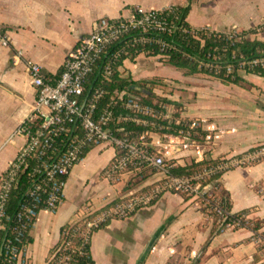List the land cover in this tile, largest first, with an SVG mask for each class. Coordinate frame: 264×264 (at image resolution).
I'll return each mask as SVG.
<instances>
[{"label": "crops", "instance_id": "0c3cea01", "mask_svg": "<svg viewBox=\"0 0 264 264\" xmlns=\"http://www.w3.org/2000/svg\"><path fill=\"white\" fill-rule=\"evenodd\" d=\"M187 5L188 0H0V30L9 43H0V176L23 143L10 138L35 99L26 59L39 64L46 76L56 77L78 39L89 34L98 19L116 18L134 7ZM263 20L264 0H192L186 17L193 29L226 34L249 31ZM154 58L126 60L120 74L133 81L160 78L169 87L182 88L165 96L183 104L178 119L196 120L210 133L207 159L243 153L264 142L263 77L244 72L241 86L226 85L204 74L185 75L171 65L151 62ZM113 155L107 147L86 152L66 179L58 210L39 212L26 249L31 264H47L61 228L78 218L86 205L98 210L155 180L151 176L130 185L129 174L106 179L102 171ZM221 184L230 195L232 212L251 210L249 218L260 220L264 230V161L226 171ZM212 228L192 199L165 192L152 205L95 230L91 255L95 264H139L142 257V264H264V250L250 230L228 227L210 238Z\"/></svg>", "mask_w": 264, "mask_h": 264}, {"label": "built area", "instance_id": "2783aa9c", "mask_svg": "<svg viewBox=\"0 0 264 264\" xmlns=\"http://www.w3.org/2000/svg\"><path fill=\"white\" fill-rule=\"evenodd\" d=\"M166 9L145 10L134 7L116 18L98 19L92 31L78 39L56 77L46 76L39 64L26 59L25 65L30 83L35 89V99L29 115L10 138H21L23 143L0 176V263L31 264L26 249L29 233L39 212L58 210L68 175L86 152L94 147H107L114 151L110 163L102 171L106 179L114 180L123 174H135L138 166L145 164L154 171L151 176L155 180L149 191L120 198L124 200L89 220L82 233L84 241L89 240L93 230L112 219L126 218L139 208L152 205L165 192L192 194L191 199L194 200L208 192L209 187L202 184L205 178L264 161L263 142L246 152L220 158L215 166L192 176H173L170 169L185 165L186 158L195 162L207 159L205 144L191 138L192 130L202 129L198 121H191L188 130H180L176 136H165L166 143L161 142L162 136L158 132L152 131L142 133L138 142L129 137L121 123L161 130L159 125L152 122V118L159 115L157 110L141 104L126 91L117 90L108 104L101 106L107 93L106 87L112 83L116 72L121 73L123 62L129 60L125 59L120 64L119 57L125 48L110 52L111 45L131 32L155 30L171 33L176 26L162 19ZM0 43L3 46L9 44L2 30ZM128 43L156 44L162 50L171 49L159 39L142 35L131 38ZM148 53L139 55L154 57ZM258 64L263 65L264 60L256 59L248 63L250 66ZM146 137L151 141L147 142ZM160 148H164V152ZM185 151L189 153L184 154ZM21 175L26 177L22 185L19 181ZM20 185L16 210L9 214L7 206L10 195ZM195 203L200 209V202ZM89 208L82 210L80 217L93 210ZM257 240L264 250V237ZM66 261V258H60L56 264H67Z\"/></svg>", "mask_w": 264, "mask_h": 264}, {"label": "trees", "instance_id": "16d2710c", "mask_svg": "<svg viewBox=\"0 0 264 264\" xmlns=\"http://www.w3.org/2000/svg\"><path fill=\"white\" fill-rule=\"evenodd\" d=\"M183 8L171 7L162 13V19L169 23L175 24L176 28L171 33H163L155 30H149L146 33L131 32L115 42L109 48L110 52L118 51L122 47L125 48L124 52L119 57V63L123 60H134L139 54L149 52L150 56H158L161 63L171 65L178 70L184 72L185 75L204 74L210 76L223 84L229 85H242L244 83L243 77L239 71L242 70L247 74H254L264 78V64L254 66L248 65L256 59L264 60V40L259 38H246V36L260 33L264 31V20L262 24L256 26L249 31H241L239 34L235 33H220L209 31L206 29H193L186 21L190 9V3ZM154 37L166 43L170 50H162L158 45H143L128 43L133 37L138 36ZM245 36V38H244ZM151 81H133L129 76H122L116 72L112 83L106 87V96L101 102V106L105 107L114 91H126L129 95L136 98L141 104L152 107V101L149 99L148 94L146 97L141 98V93L146 92L147 85ZM193 120L178 119L172 123L166 121L160 122L162 129L155 128L162 137L179 134L180 130H188L189 123ZM159 124V123H158ZM124 131L129 134L133 140L139 142V137L145 131H153V127L142 126L134 123H121ZM209 132L196 128L192 130V139L201 144H208L211 140ZM145 140L150 142L151 139L146 137ZM150 150V149H149ZM219 159H204L200 162L190 161L185 165L173 166L170 169V174L173 176H192L205 168L215 166ZM174 163V161H170ZM154 171L146 166L140 164L135 176L140 178L131 184H137L148 177ZM134 176V177H135ZM221 173L205 178L202 184L209 187L208 192L201 195L199 198L194 199V202H200V210L203 215L212 221L213 228L211 237L223 232L228 227L233 229L245 228L251 231L253 239L264 237L263 224L260 220L249 218L251 210L244 209L239 212H232L231 198L229 193L224 189L221 184ZM217 181H214L216 180ZM20 184L26 181L25 175H21ZM130 184V185H131ZM20 187L12 192L7 206L9 214L14 213L17 203L20 198ZM154 184L147 185L138 190L134 195H140L149 191ZM181 196L185 200H190L192 194L187 195L182 193ZM124 200V199H123ZM123 200L115 199L104 207L98 210L86 212L81 217L79 216L70 223H67L61 228L60 238L56 245L50 250L47 264H56L60 258L65 259L67 264H95L90 250V238L84 241L82 233L86 230V223L98 216L105 209L115 203ZM85 206L82 208L84 211ZM90 209V208H89ZM100 228V227H99ZM97 230V229H95ZM93 230V232L95 231ZM28 242H31L30 236ZM145 257L141 258L139 264L144 262ZM2 264V263H0Z\"/></svg>", "mask_w": 264, "mask_h": 264}, {"label": "rangeland", "instance_id": "374dc122", "mask_svg": "<svg viewBox=\"0 0 264 264\" xmlns=\"http://www.w3.org/2000/svg\"><path fill=\"white\" fill-rule=\"evenodd\" d=\"M240 32L241 31H233V33L235 34H239ZM254 37L264 40V31L261 30L260 33H257V35L251 34V35L246 36V38H254ZM150 61L156 62L159 60L157 58H154V59H151ZM239 73L243 75L244 72L240 70ZM148 81H151L147 85L148 90L146 92L141 93V98L146 97L145 95L148 94L149 99L152 101V108L154 110H157V112L159 113L158 117L152 118V122L155 125L157 124V125L162 126V124L160 123L162 121H166V123L169 124L177 120L179 118L180 113L182 112L183 104L181 102H178V98H175V99L172 98L169 100L165 95L172 94L173 92H175V90L176 92L181 91L180 89L182 88H178L177 86L169 87L168 85L165 84V82H163V79H160V78H152L151 80H148ZM152 132L157 133V131H155V128L153 129ZM161 142L166 143L167 138L161 137ZM160 150L161 152H164V148H160ZM189 160L186 158L185 163H189L190 162ZM129 175L130 177L127 178V184L134 183L140 178L139 176H135V174H129Z\"/></svg>", "mask_w": 264, "mask_h": 264}]
</instances>
